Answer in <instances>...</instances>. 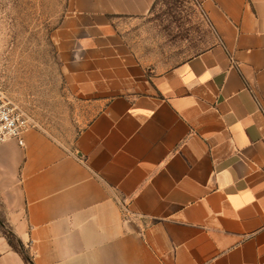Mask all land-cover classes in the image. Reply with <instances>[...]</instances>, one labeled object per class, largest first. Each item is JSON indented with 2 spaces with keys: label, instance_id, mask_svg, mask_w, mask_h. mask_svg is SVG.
Segmentation results:
<instances>
[{
  "label": "crops",
  "instance_id": "0c3cea01",
  "mask_svg": "<svg viewBox=\"0 0 264 264\" xmlns=\"http://www.w3.org/2000/svg\"><path fill=\"white\" fill-rule=\"evenodd\" d=\"M214 41L166 69L123 19L154 0H66L52 32L69 91L95 107L65 148L0 145V264H264V0H196Z\"/></svg>",
  "mask_w": 264,
  "mask_h": 264
},
{
  "label": "rangeland",
  "instance_id": "374dc122",
  "mask_svg": "<svg viewBox=\"0 0 264 264\" xmlns=\"http://www.w3.org/2000/svg\"><path fill=\"white\" fill-rule=\"evenodd\" d=\"M65 5L66 0H0V97L30 128L71 148L96 110L69 91L52 40ZM120 24L131 53L161 70L214 41L196 0H154L145 16Z\"/></svg>",
  "mask_w": 264,
  "mask_h": 264
},
{
  "label": "built area",
  "instance_id": "2783aa9c",
  "mask_svg": "<svg viewBox=\"0 0 264 264\" xmlns=\"http://www.w3.org/2000/svg\"><path fill=\"white\" fill-rule=\"evenodd\" d=\"M30 127L28 121L0 97V145L14 140L19 146H23V135Z\"/></svg>",
  "mask_w": 264,
  "mask_h": 264
},
{
  "label": "trees",
  "instance_id": "16d2710c",
  "mask_svg": "<svg viewBox=\"0 0 264 264\" xmlns=\"http://www.w3.org/2000/svg\"><path fill=\"white\" fill-rule=\"evenodd\" d=\"M5 233H6V237H7V240L9 242V245L21 255V257L23 258L25 263L26 264H34L31 256L29 255V253L25 249L22 242L19 241L11 232L6 231Z\"/></svg>",
  "mask_w": 264,
  "mask_h": 264
}]
</instances>
